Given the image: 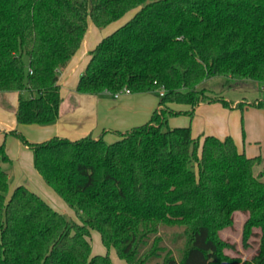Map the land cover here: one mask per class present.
Here are the masks:
<instances>
[{
    "label": "trees",
    "instance_id": "trees-1",
    "mask_svg": "<svg viewBox=\"0 0 264 264\" xmlns=\"http://www.w3.org/2000/svg\"><path fill=\"white\" fill-rule=\"evenodd\" d=\"M132 9L90 50L76 91L163 88L158 107L148 121L115 131L112 142L91 135L30 142L10 131L81 222L23 184L9 193L3 165L11 159L0 143V264H113L107 253H92L90 230L127 264H264V157L238 152L230 136L199 141L189 126L167 122L179 113L170 102L230 104L198 88L209 76L264 82V0H0V92H18L17 123L55 121L58 70L88 19L104 27ZM236 105L264 108V96ZM235 211L246 214L242 245L258 237L248 259L225 254L235 245L219 235Z\"/></svg>",
    "mask_w": 264,
    "mask_h": 264
},
{
    "label": "crops",
    "instance_id": "crops-1",
    "mask_svg": "<svg viewBox=\"0 0 264 264\" xmlns=\"http://www.w3.org/2000/svg\"><path fill=\"white\" fill-rule=\"evenodd\" d=\"M114 22L97 27L88 19L79 47L66 65L58 70L61 102L55 121L40 125L17 123L15 109L18 92H0V143L4 142L11 159L7 172L9 183H15L13 188L23 184L36 193L41 189L50 194L33 167L31 150L10 131L22 133L30 142L44 141L53 136L75 140L86 135L102 136L105 141L112 142L117 138L115 131H126L148 121L153 110L158 107L160 97L157 91L128 92L118 97L107 92L87 94L76 91L78 79L89 61L90 50L116 29ZM256 85L264 93V82H256ZM229 101L228 106L214 101L198 103L193 107L170 102L168 108L179 113L167 115L168 125L189 126L192 137L199 141L206 135L219 139L230 136L238 152L247 157H264V108L239 107L236 104L242 100L237 98ZM189 110L192 111L191 115L185 113Z\"/></svg>",
    "mask_w": 264,
    "mask_h": 264
},
{
    "label": "rangeland",
    "instance_id": "rangeland-1",
    "mask_svg": "<svg viewBox=\"0 0 264 264\" xmlns=\"http://www.w3.org/2000/svg\"><path fill=\"white\" fill-rule=\"evenodd\" d=\"M135 10L136 9L127 11L122 17L117 19L114 22L115 24L113 25H117V27L122 25L124 22H126L128 19H130L133 16ZM202 86L212 90V92L221 94L222 96L228 98L229 100H234L235 98H237L239 100L244 101V100H252L255 98H262L264 96V93L258 89V85H256V82H253L251 80H246L240 83H235L233 81H230L229 84H227L226 79L222 76H209L199 84L198 88ZM9 167L10 164L3 165V168L5 170H7V168ZM14 184L15 183H10L9 193L13 189ZM43 185H45L46 189L50 192V194L47 191L44 190L41 191V189L37 191V194H39L40 196L41 194L44 195L45 196L44 198L42 196L41 197L47 203H49L53 208L61 212L65 217L80 223L81 222L80 218L74 214L73 210L67 206V204L54 192V190L45 183ZM51 195H53L54 198ZM245 218H246V214L239 211H235L233 213V225L231 227H226L219 232V235L221 236L222 239L228 241L229 243H233L235 245L234 249H230V248L224 249V253L231 257H240L242 259H248L256 251L258 245V237L256 235H252L249 238L248 247H244L242 245L241 230ZM164 230L167 232L172 231L171 228L169 227H165ZM88 239L92 247V253H100V254L107 253L113 264H127L124 259L117 256L113 247L107 248L103 246L100 240L99 233L97 231L90 230ZM165 243L171 248H173V245L169 240L165 239ZM221 264H230V263L224 261Z\"/></svg>",
    "mask_w": 264,
    "mask_h": 264
},
{
    "label": "built area",
    "instance_id": "built-area-1",
    "mask_svg": "<svg viewBox=\"0 0 264 264\" xmlns=\"http://www.w3.org/2000/svg\"><path fill=\"white\" fill-rule=\"evenodd\" d=\"M128 92H129V91H128L127 89H124V90H121V91H119V92H116L115 94H113V96H114V97H118V96H120L121 94H123V93H128ZM157 92H158V95L161 96V95L163 94L164 90H163V88H161V89H159Z\"/></svg>",
    "mask_w": 264,
    "mask_h": 264
}]
</instances>
